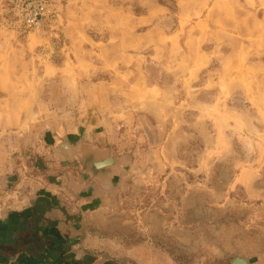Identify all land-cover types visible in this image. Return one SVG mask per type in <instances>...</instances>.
Instances as JSON below:
<instances>
[{"label": "rangeland", "instance_id": "rangeland-1", "mask_svg": "<svg viewBox=\"0 0 264 264\" xmlns=\"http://www.w3.org/2000/svg\"><path fill=\"white\" fill-rule=\"evenodd\" d=\"M14 3L0 0V139L21 142L33 125L102 142L129 133L138 162L146 155L140 131L164 115L186 141L180 155L191 167L264 161V0H48L37 27L19 21ZM222 173L206 187L202 171L180 166L162 176V195L154 186L144 198L136 171L125 218L137 226L145 203L170 211L173 192L172 235L166 245L149 236L167 248L169 264H234L240 256L253 264L257 213L227 203L240 193L223 192ZM187 191L199 200L189 210ZM209 192L220 200L204 208Z\"/></svg>", "mask_w": 264, "mask_h": 264}, {"label": "crops", "instance_id": "crops-1", "mask_svg": "<svg viewBox=\"0 0 264 264\" xmlns=\"http://www.w3.org/2000/svg\"><path fill=\"white\" fill-rule=\"evenodd\" d=\"M164 118L162 115V122L144 126V131H140V139L144 141L140 144L144 143L146 155L140 156L138 162L132 155L133 136L129 133L126 137L113 136L102 142L76 136L62 138L49 128L36 131L33 125L26 133L27 139L21 142L15 137L13 144V139L2 137L0 264H169L172 259L163 238L173 233L169 224L174 222V209L179 203L177 195L170 192V211H166L168 206L163 209V204L152 211L145 203L140 207L137 226H131L134 221L125 218L124 213L125 205L130 203L129 190L134 187L131 177L136 171L140 190L146 198L148 189L154 186L160 187L162 195L163 187L168 186L162 176L180 166L188 171H202L206 187L211 186V177L217 169L224 173L220 174L225 181L223 192L240 193L227 203L238 206L242 202L240 209L250 214V218L257 213L259 230L251 234L250 250L251 257H255L253 264H264L263 159L258 157L243 166H232L231 162L220 159L217 164L191 167L180 155L186 141L171 121L170 127L167 126ZM122 144L124 149L120 150ZM140 150L139 147V154ZM109 158L113 161L97 166ZM173 181L170 180L171 187ZM187 185L195 186L188 182ZM213 200L209 192L201 204L205 208L220 199ZM182 201L189 210L199 200L194 191H187ZM120 219L122 226L118 227L116 221ZM132 233L139 236L135 243ZM155 234H160L164 245L150 241L149 236ZM117 236L125 238L118 241ZM239 258L251 264L247 256Z\"/></svg>", "mask_w": 264, "mask_h": 264}, {"label": "built area", "instance_id": "built-area-1", "mask_svg": "<svg viewBox=\"0 0 264 264\" xmlns=\"http://www.w3.org/2000/svg\"><path fill=\"white\" fill-rule=\"evenodd\" d=\"M48 0H15L14 11L16 17L27 27L40 26Z\"/></svg>", "mask_w": 264, "mask_h": 264}, {"label": "water", "instance_id": "water-1", "mask_svg": "<svg viewBox=\"0 0 264 264\" xmlns=\"http://www.w3.org/2000/svg\"><path fill=\"white\" fill-rule=\"evenodd\" d=\"M113 160L111 158L107 159V160H104V161H101V162H98L97 163V166H102V165H106V164H109L110 162H112ZM234 264H248L246 260L242 259V258H237L235 261H234Z\"/></svg>", "mask_w": 264, "mask_h": 264}]
</instances>
